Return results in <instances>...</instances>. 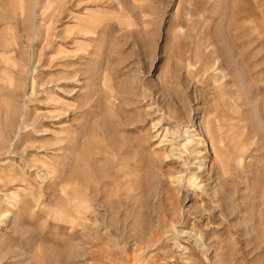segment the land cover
Listing matches in <instances>:
<instances>
[{
  "label": "rangeland",
  "instance_id": "obj_1",
  "mask_svg": "<svg viewBox=\"0 0 264 264\" xmlns=\"http://www.w3.org/2000/svg\"><path fill=\"white\" fill-rule=\"evenodd\" d=\"M0 264H264V0H0Z\"/></svg>",
  "mask_w": 264,
  "mask_h": 264
}]
</instances>
